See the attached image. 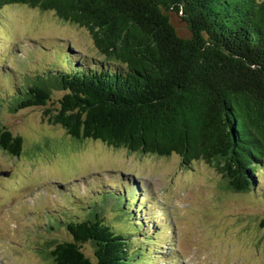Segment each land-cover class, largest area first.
I'll use <instances>...</instances> for the list:
<instances>
[{"label": "trees", "instance_id": "1", "mask_svg": "<svg viewBox=\"0 0 264 264\" xmlns=\"http://www.w3.org/2000/svg\"><path fill=\"white\" fill-rule=\"evenodd\" d=\"M12 6L86 30L102 58L73 70L24 72V84L0 99L9 110L45 107L60 91L56 111L44 113L71 144L97 140L129 155H176L184 170L204 162L222 177L223 191L255 192L264 172V0H0V13ZM23 149L0 125V152L17 159ZM85 204L81 215L51 225L68 238L45 243L49 264H148L143 246L126 235L140 233L128 206H111L118 222H110L103 206ZM122 223L129 230L118 229Z\"/></svg>", "mask_w": 264, "mask_h": 264}, {"label": "rangeland", "instance_id": "2", "mask_svg": "<svg viewBox=\"0 0 264 264\" xmlns=\"http://www.w3.org/2000/svg\"><path fill=\"white\" fill-rule=\"evenodd\" d=\"M170 21L180 35L187 34L180 16L170 13ZM68 44L75 49L74 59L85 66L102 58L86 30L60 21L53 13L15 6L6 7L0 13V57L7 55L9 46L11 53L14 50L17 53L0 58V66L7 61L5 65L16 72L12 74L14 82L24 72L31 75L51 68L56 61L55 53H64ZM9 75L8 70L1 72L0 80ZM5 89L0 81V99L5 95ZM60 96V91H53L51 102L45 107L15 111L9 110L5 102L0 103V125L24 143V153L17 159H10L0 152V169L10 171L8 178L0 179V264H49L45 260L48 258L45 243L68 238L63 226L49 230L50 225L78 213L76 207L65 203L77 205L76 197L88 190L86 181L94 191L91 203H99L105 208V220L118 222L109 200L103 203L106 201L104 194L95 191L98 184L94 180L100 175L123 174L125 181L141 179L144 185L150 186L152 204L147 203L151 206H143L136 216L138 221L144 220L147 234L153 230L154 223L162 225L160 236L156 238L160 241L157 249H161L157 251H162L167 260L157 259L153 263L264 264V228L260 226L264 220V199L260 194L264 190V172L257 176L254 193L229 194L221 189L220 174L204 162L184 170L176 155L165 159L129 155L97 140L71 144L64 130L50 124L44 113L46 109H51L52 113L56 111ZM57 182L64 183L63 187ZM71 183L75 184L74 190L70 188ZM56 186L68 188V191L64 196L51 192ZM120 187L113 189L117 191ZM103 189L108 190V187ZM40 190L43 199L35 197L36 191ZM144 201L148 202L142 200L143 205ZM62 204L66 205V210L59 207ZM162 209L173 212L174 234L165 231L166 218ZM153 218L155 222H150ZM137 225L133 228L140 231L142 225ZM117 228L129 230L124 223L118 224ZM131 233L126 232V235ZM172 236L174 250L166 244L171 242ZM148 238V243L153 245L154 238L151 235ZM82 251L95 262L91 244H85ZM173 253L177 254L176 259H172ZM156 255L159 254L156 252Z\"/></svg>", "mask_w": 264, "mask_h": 264}]
</instances>
